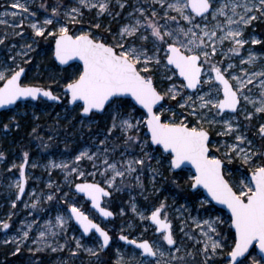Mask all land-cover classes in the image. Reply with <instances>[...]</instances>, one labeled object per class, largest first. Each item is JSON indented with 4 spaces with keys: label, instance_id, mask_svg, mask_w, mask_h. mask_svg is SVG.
<instances>
[{
    "label": "snow or ice",
    "instance_id": "1",
    "mask_svg": "<svg viewBox=\"0 0 264 264\" xmlns=\"http://www.w3.org/2000/svg\"><path fill=\"white\" fill-rule=\"evenodd\" d=\"M31 2L15 0L11 7L20 11L0 14V25L11 27L13 36H22L23 32L15 29L22 27L24 20L30 17L27 26L34 38L47 35L54 39V56L60 64L82 61V71L62 87L68 104L78 107L84 117L99 113L110 117L104 139L99 140L102 148L95 146L93 151L85 147L70 163L53 160L49 161L48 167L64 170L66 182L73 174L85 178L84 182L75 183L76 193L88 197L93 208L107 218L115 214L107 206H102V202L112 194L107 191L108 188L121 190L117 187V180L123 185L126 176H133L148 167L155 181L161 174V165L169 171L191 165L195 173L190 177V187L202 186L212 200L226 206L230 212V227L235 229L232 243L228 245L226 237L219 231L225 223L221 217L195 221L204 239L191 236L189 239L202 245L199 249L204 257L202 264H215L216 257H222L226 264H264V143L257 146L246 132L253 126L251 122L255 116L264 117V68L249 72L248 68L241 67L239 71L243 75H237V66L231 62L246 44L262 43L255 37L245 38L244 33L254 21L264 20V0H136L132 5L128 4V0H74L72 4L56 0L51 6L40 4L49 13L42 20L37 18L36 12L29 11ZM126 6L132 8L127 14L128 22L115 34H111L110 28L106 29L111 35L110 41L93 35V31L101 27L99 23L93 26L92 31H80L79 34L69 31V25L80 23L85 10H96L97 17L105 14L114 17L120 15L115 8L123 10ZM9 16L13 18L12 25L8 24ZM17 18L19 24L15 23ZM7 40L9 33L5 31L0 35V45ZM225 41L231 45L226 51L222 47ZM31 51L32 44L25 43L20 46L17 56L24 60ZM218 53L228 60L226 64L223 60L215 61ZM17 56L11 57L13 63ZM260 60H264V53L257 54L248 49L247 59H241L240 64L255 66ZM24 72L25 68L19 64L16 68H0V81H3L0 108L28 98L61 100L51 87L22 83ZM156 77H160V83L166 81L168 86L158 88ZM180 78L183 82L176 83ZM254 80L258 81L254 86L259 89L256 99L250 95L252 89L248 87ZM166 101L176 103L173 105ZM137 105L142 109L139 117L135 115ZM248 105H252V111L248 110ZM177 109L187 111H180L177 117ZM10 123L20 127L15 116ZM214 126L222 128L217 135L231 137L232 143L224 142L212 147L209 128ZM9 127L10 124L3 125L6 130ZM142 129H146L144 135L141 134ZM32 132L36 133L37 129L33 128ZM117 132L123 151L119 159H112L117 148L115 145L109 147L108 137ZM254 135L264 141V122L258 124ZM152 145L160 146V158L152 155ZM42 146L48 147L47 144ZM221 147L225 149L223 159L217 155ZM29 155L24 151L22 162L11 166L18 168L19 172V178L9 186L15 189L16 200L25 194L29 183L30 177L26 174ZM3 159L5 153L0 151V161ZM153 159L156 160V167L152 166ZM233 159H238L246 169L243 179H236L234 184L230 183V174L225 172L226 161L230 164ZM81 161L91 162L93 171L86 173L80 167ZM37 166L35 162L30 165L33 169ZM97 174L102 177L103 186L100 182L87 181V176L95 177ZM226 176L229 178L226 179ZM134 178L142 188L140 175ZM48 187H53L51 182ZM30 195L35 197V189ZM62 195L68 213L57 214L54 221H45L43 230L32 241L43 247L38 246L35 251L50 248L56 252L67 247V242L53 247L48 238L66 232L69 222L74 219L82 234L92 233L95 236L98 233V236H95L94 247L82 244L80 238L73 236L75 250L72 254L83 251L99 259V253L109 247L113 237L75 202L69 203L72 198L67 192ZM57 198L55 194L46 196L48 201ZM39 203L37 198L31 207L36 208ZM204 203L207 202L202 201L201 205ZM11 206L16 207L15 200ZM24 206L27 208L29 205L25 203ZM168 207L166 201H161L158 206L146 209L149 213L146 215L145 211H138L137 206L132 204V211L141 221H150L154 234L159 235L152 242L120 235V240L134 245L139 253L127 260L119 254L115 264H190L185 256L178 255L181 248L176 247L177 239ZM120 214H123V209ZM34 223H27V230L22 228L21 235L6 239L4 243H15L16 253L20 252V245L29 239ZM0 227L7 230L10 224L7 220H0ZM180 231L183 232V227ZM226 245L230 248L227 252ZM254 245L259 249V259L250 252ZM166 246H173L174 251ZM186 255L192 257L193 253Z\"/></svg>",
    "mask_w": 264,
    "mask_h": 264
},
{
    "label": "rangeland",
    "instance_id": "2",
    "mask_svg": "<svg viewBox=\"0 0 264 264\" xmlns=\"http://www.w3.org/2000/svg\"><path fill=\"white\" fill-rule=\"evenodd\" d=\"M15 0H0V14L5 11L12 12L19 9H13L11 7ZM67 4H72L74 0H64ZM142 2V0H141ZM41 3H46L49 6L56 3V0H32L29 11L36 12L37 18L43 19L49 13L44 8L40 7ZM136 0H128V4H135ZM116 12H120L119 16H109L107 14L97 17L96 10L84 11V17L80 23L76 25H69V31L72 34H79L80 31H92L93 26L97 23L101 25L98 30L93 31V35L100 38H107L111 40L110 33L106 30L111 29V34L118 32L119 28L128 22L127 14L132 11L130 6H126L123 10L118 7L115 8ZM8 24H13V18L8 17ZM31 18L24 20V24L20 28H16L15 31H22V36H13V29L11 27L5 28L0 25V35L7 31L9 33V40L4 45H0V68L6 66L9 68H16V65L24 67L26 74L23 77L22 83L27 84H40L43 87H51L57 94H62V87L65 84L63 78L65 69L57 65L53 58L54 53V39L50 36L36 37L30 28L28 23ZM19 19L15 20L16 24H19ZM245 38L255 37L261 40V44L252 45L246 44L239 56H233L231 62L237 66L235 74L243 75L239 69L241 67L248 68L249 72L260 71L264 68V60L257 61L255 66L241 65V59H247V50L252 49L257 54L264 53V20L254 21L252 25L248 26L244 33ZM25 43L32 44V51L28 53L24 60H21L17 53L20 52V46ZM13 45L16 47L13 48ZM230 43L225 41L222 46L226 51L230 47ZM17 56L15 63L12 62L11 57ZM215 61L223 60L225 64L228 60L221 54H217L214 58ZM28 61L25 63L24 61ZM52 60L54 63H52ZM82 71V67L79 65L77 71H73V77ZM157 80L158 88H166L168 83L165 81L160 83V77L155 78ZM40 82V83H38ZM44 82V83H43ZM176 83L183 82V79L175 81ZM258 83L257 80L253 81V84L248 85L252 89L251 96L256 99L259 97V89L255 87ZM3 81H0L2 86ZM207 91V87L204 89ZM190 91V90H186ZM247 94V93H246ZM64 97V96H63ZM65 98V97H64ZM222 98V97H221ZM66 99V98H65ZM179 100V97H177ZM175 105V101H170ZM127 108V106H126ZM248 110L252 111V105H248ZM140 109L137 108L135 115L139 117ZM180 111H187L177 109V117L180 116ZM35 114V116L33 115ZM15 116L16 121L19 122L20 127L16 128L14 124L10 123L11 118ZM243 114H241L242 119ZM43 120V121H41ZM260 122H264V117L257 115L252 120V127L247 129V135L250 139H253L254 143H264L258 136H255L256 127ZM4 124H10L9 129H4ZM110 126V117L106 113L92 114L90 117H84L79 108L71 107L66 101L64 104L56 105L55 103H49L48 101H27L18 104L14 109L4 112L0 116V151L5 153V159L0 161V220H7L10 224V228L5 230L0 227V264H115L119 254H123L125 259H129L132 255L139 253L136 247L129 246L122 242L118 233H134L139 227L147 228L151 242L156 239L159 234H154V229L149 221H141L139 216L132 211V204L137 206L138 211H145L146 209L158 206L161 201H166L169 206L167 209L169 218L172 217L176 224V247L181 248V252L178 255L185 256L186 260L190 264H202L204 259L203 253L199 251L202 247L200 244H195L193 239H189V236L196 239L203 240L200 229L196 227V220L202 221L216 216L221 217L225 223L219 229V231L226 237L228 245L232 243L234 238V232L230 227V215L227 211L221 210L216 207L205 195L201 192H194L191 190L189 180L193 175L191 170H181L178 172L169 171L165 165L159 166L160 175H158L153 181L152 172L148 167H145L142 172H138L133 176H126L123 185L117 180V187L121 190L116 191L114 188H110L113 194L117 195V198L109 200V204H119L117 216L119 224L113 221H107L104 227L109 231H113V243L106 250L99 253V259L91 257L88 253L83 251H76L75 255L72 251L75 250V243L71 239L73 236L80 238L81 243L94 247L96 244L95 236L93 234L89 237L82 234V230L77 226L74 219L68 224L66 232H61L55 238L49 237L48 242L53 247L57 245H64L67 242V247L61 251L53 252L50 248H45L40 252H36V247L42 245L33 244L32 241L38 235L40 230H43L45 221L54 218L57 214L67 215L68 209L64 204L63 193L67 192L68 196L72 199L69 203L75 202L77 207H80L82 211L88 214L89 217L95 219L98 216L97 211L93 207H84L86 198L76 193L74 188L75 183H80L85 178L79 177L75 174L69 177L66 182V172L59 168L52 169L48 167L49 161H61L71 162L74 156L78 154L80 150L85 147L96 150L95 146L103 147L99 145V140L104 139V132L107 127ZM208 127V125H205ZM36 128L37 132L33 133L32 129ZM212 137V147H218L224 142L232 143V138L228 136L217 135L222 131L220 126H214L209 128ZM22 132V133H20ZM146 129L141 130V134L144 135ZM22 135V136H21ZM37 137H40L38 139ZM51 137V139H49ZM119 133H115L108 137L109 147L116 146L117 150L113 154L112 159H119L120 152L123 151L122 140L119 138ZM47 144L48 147L44 148L42 145ZM24 151L29 152V167L26 174L29 175V183L27 185V193L22 199L16 200V193L14 188L9 186L19 178L18 168H12V164L19 165L22 162V154ZM154 157L160 158L161 148L152 145L151 150ZM225 149L221 147L220 152L217 155L220 158L223 157ZM35 162L38 166L31 168V163ZM99 163V161H97ZM152 166L156 167V160H152ZM80 167L86 172L93 171L91 162L81 161ZM10 169V170H9ZM225 172L231 176L230 183H235L236 179H243L246 172L245 167L238 159H233L229 164L225 163ZM140 175V179L143 183L141 188L140 184L135 180L134 176ZM227 179L229 176H226ZM97 181L103 184L102 177L97 174L95 177L87 176V181ZM176 181L175 183L173 181ZM52 183L53 187L49 188L48 184ZM69 182L71 187L69 186ZM57 186L59 191H57ZM35 189V197L30 193ZM48 194H55L58 198L52 201H48L46 196ZM39 198L40 203L36 208H32L31 205L35 200ZM15 200L16 207L13 208L12 201ZM202 201H206L203 206ZM27 203L29 206L26 208L24 205ZM90 205V204H89ZM121 209L123 214L121 215ZM145 214H149L145 211ZM9 216L11 219H9ZM195 218V219H194ZM101 219V217H99ZM102 220V219H101ZM35 221L32 229L30 230L29 239L24 241L20 245V252L16 253L17 245L15 243L5 244L6 239L11 240L13 237H17L22 234L21 229H26V224ZM104 222V220H102ZM183 227V232L180 231ZM188 235H185V234ZM148 237V238H149ZM149 240V239H148ZM172 247L173 246H166ZM32 251H29V249ZM119 250V251H118ZM230 250L226 245L225 251ZM255 251V252H254ZM192 252L193 256L188 257L186 253ZM15 253V254H14ZM259 259V253L256 250L251 252ZM111 260H113L111 262ZM215 264H226V261L222 257L215 258Z\"/></svg>",
    "mask_w": 264,
    "mask_h": 264
},
{
    "label": "water",
    "instance_id": "3",
    "mask_svg": "<svg viewBox=\"0 0 264 264\" xmlns=\"http://www.w3.org/2000/svg\"><path fill=\"white\" fill-rule=\"evenodd\" d=\"M72 34V33H71ZM54 50H55V42H54ZM53 58H54V60H55V62L57 63V65H59L60 67H62V68H66V67H68V66H70V65H72V64H77V63H79L80 64V66L82 67V61H79V60H72V61H69V63L68 64H66V65H62V64H60V62L58 61V60H56L55 59V56H54V53H53ZM26 74V70H25V72H24V74H22V76H21V81H23L22 79H23V77H24V75ZM183 79V78H182ZM32 85V84H31ZM2 86H3V84H2ZM2 86H0V87H2ZM33 86H41V85H33ZM41 87H43V86H41ZM47 88V87H46ZM54 92V91H53ZM54 94H56L55 92H54ZM56 95H59V94H56ZM28 100H31V101H34V102H36L37 100H40V99H37V100H32L31 98H28L27 100H21V101H17L16 102V104H13V105H6V106H4L3 108H0V115H1V113L2 112H4L5 110H11V109H14V107H16V105L19 103V102H25V101H28ZM42 100H47L46 98H44V99H42ZM47 101H49V102H51V103H57V102H61L62 101V97H61V100L60 101H51V100H47ZM134 103V102H133ZM71 107H74L75 105H70ZM137 108H139L140 109V106L139 105H137L136 106ZM141 111H142V109H140ZM100 114V113H99ZM83 115V114H82ZM92 114H89V116L88 117H90ZM210 132V131H209ZM210 139L212 140V137H211V132H210ZM154 147H156L157 145H153ZM158 147H160V146H158ZM222 159V158H221ZM28 169V168H27ZM27 169H26V172H27ZM181 169H187V170H191L192 172H193V174L195 173V169H194V167L193 166H191V165H188L187 167H184V166H182L181 167ZM181 169H177V170H175L176 172H178L179 170H181ZM226 179H227V177H226ZM82 182H84V181H82ZM82 182H80V183H82ZM88 182H97V181H88ZM102 184V183H101ZM102 186H103V184H102ZM27 187H26V190H25V194H26V192H27ZM107 191H109V192H111V189L110 188H108L107 189ZM192 191H202L203 193H204V195L216 206V207H218L219 209H221V210H224V211H227L228 212V214L230 215V212H229V210L226 208V206H224V205H222V204H219V203H217L215 200H212V198H211V196L209 195V193L207 192V190L206 189H204L202 186H197L195 189H193L192 188ZM24 194V195H25ZM81 196H85L84 194H82V193H79ZM23 195V196H24ZM22 196V197H23ZM22 197H20V199L22 198ZM86 197V196H85ZM88 200H90L88 197H86ZM92 205V204H91ZM102 206H103V202H102ZM111 210V209H110ZM97 211V210H96ZM112 211V210H111ZM98 212V211H97ZM99 213V212H98ZM115 214V213H114ZM88 215V214H87ZM101 216V215H100ZM102 217V216H101ZM90 219H92L95 223H98V224H100L97 220H95V219H93V218H91V217H89ZM104 219H105V217H103ZM110 218H115V215L113 216V217H107L106 219H110ZM75 221V220H74ZM75 223L77 224V222L75 221ZM77 226L79 227V225L77 224ZM100 226L102 227V228H104L105 230H107V231H109L107 228H105V227H103L101 224H100ZM232 231L235 233V229L234 228H232ZM92 233H89V234H84L85 236H90ZM97 235H98V233H96ZM109 234H110V232H109ZM111 235V234H110ZM129 239H131V238H129ZM150 241V240H149ZM112 242H113V239H112V241H110V245L109 246H111L112 245ZM125 243H127L126 241H124ZM151 242V241H150ZM128 244V243H127ZM130 245V244H129ZM131 246H133V247H135L134 245H131ZM107 249V248H106ZM105 249V250H106ZM252 250H256L258 253H259V249L254 245V247H253V249H250V252H252Z\"/></svg>",
    "mask_w": 264,
    "mask_h": 264
},
{
    "label": "flooded vegetation",
    "instance_id": "4",
    "mask_svg": "<svg viewBox=\"0 0 264 264\" xmlns=\"http://www.w3.org/2000/svg\"><path fill=\"white\" fill-rule=\"evenodd\" d=\"M25 84H27V83H25ZM32 85H35V84H32ZM36 85H40V84H36ZM42 86V85H41ZM37 101H40V100H37ZM25 102H27V101H25ZM20 103H23V102H19L18 104H20ZM50 103V102H49ZM65 103V100H63V98H62V101L61 102H57V103H55L56 105L58 104V105H61V104H64ZM17 104V105H18ZM5 111H9V110H5ZM4 111V112H5ZM4 112H3V114H4ZM2 114V115H3ZM181 170H186V169H181ZM181 170H179V171H181ZM176 172V171H175ZM193 173V172H192ZM28 190V189H27ZM194 192H199V191H194ZM27 193V192H26ZM111 196H109V197H105L104 198V200H103V206H107L109 209H111L114 213H115V218H110V219H104L103 217H101L100 216V214L98 213V216L99 217H101V219L102 220H104V222L101 220V219H99V217H96L95 218V220H97L103 227H104V224H105V222H107V221H113V222H116V223H120L119 221H118V214H117V212H118V208H119V204H117L118 203V201H116L115 202V204H112V203H110L109 204V200H112V199H114L115 200V198H117V195L115 194H113V192H112V190H111ZM80 195V194H79ZM85 197V196H84ZM23 198V197H22ZM21 198V199H22ZM86 198V197H85ZM90 204V205H89ZM84 207H93L92 205H91V202H90V200H88L87 198H86V202H85V204H84ZM170 219H171V221H172V225H173V231H174V235H175V238L177 239V237H176V224L174 223V220H173V218L172 217H170ZM150 222V221H149ZM144 227H139L136 231H134V233H118L117 234V237H119L120 235H127L129 238H131V239H137V240H142V239H149V240H152L150 237H149V233L147 232V231H144V229H143ZM110 232V234H111V236H112V233H113V231H109ZM92 235V234H91ZM90 235V236H91ZM87 237H89V236H87ZM113 237V236H112ZM149 237V238H148ZM114 239V238H113ZM122 242H124L123 240H121ZM125 243V242H124ZM125 244H127V243H125ZM127 245H129V244H127ZM129 246H131V245H129Z\"/></svg>",
    "mask_w": 264,
    "mask_h": 264
},
{
    "label": "trees",
    "instance_id": "5",
    "mask_svg": "<svg viewBox=\"0 0 264 264\" xmlns=\"http://www.w3.org/2000/svg\"><path fill=\"white\" fill-rule=\"evenodd\" d=\"M52 63H54V61L52 60ZM79 68V64L77 63V64H72V65H70V66H68V67H66V69H65V71H64V75H63V80H64V82L66 83L69 79H71L72 77H73V74H72V72L73 71H77V69ZM38 83H40V82H38ZM44 83V82H43ZM65 101H67L66 99H64ZM41 121H43V120H41ZM20 133H22V132H20ZM22 136V135H21ZM255 252V251H254ZM113 260H111V262H112Z\"/></svg>",
    "mask_w": 264,
    "mask_h": 264
}]
</instances>
